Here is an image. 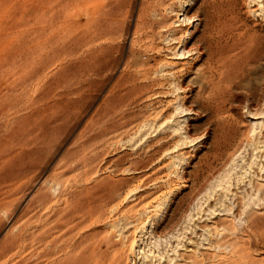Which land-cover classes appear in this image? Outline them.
Returning <instances> with one entry per match:
<instances>
[{
	"label": "rangeland",
	"instance_id": "1",
	"mask_svg": "<svg viewBox=\"0 0 264 264\" xmlns=\"http://www.w3.org/2000/svg\"><path fill=\"white\" fill-rule=\"evenodd\" d=\"M263 159L264 0H0V264H264Z\"/></svg>",
	"mask_w": 264,
	"mask_h": 264
},
{
	"label": "bare ground",
	"instance_id": "2",
	"mask_svg": "<svg viewBox=\"0 0 264 264\" xmlns=\"http://www.w3.org/2000/svg\"><path fill=\"white\" fill-rule=\"evenodd\" d=\"M155 1V0H154ZM158 4V3H157ZM122 8V7H121ZM124 9V8H123ZM153 9V8H152ZM142 11V10H141ZM144 11V10H143ZM153 13H154V11H153ZM152 13V14H153ZM156 13V12H155ZM142 14V13H141ZM140 14V15H141ZM158 14V13H157ZM145 15V14H144ZM143 15V16H144ZM210 15V14H209ZM218 15V14H217ZM204 16V15H203ZM226 16V15H225ZM145 17V16H144ZM233 17H234V15H233ZM221 18V17H220ZM223 18H225V17H223ZM211 19V18H210ZM214 19V18H213ZM219 19V18H218ZM152 20V19H151ZM227 20V19H226ZM145 21H147V20H145ZM203 21V20H202ZM204 23V22H203ZM211 26V25H210ZM216 27V26H215ZM205 28V27H204ZM220 28V27H219ZM213 29V28H212ZM218 29V28H217ZM144 31V30H143ZM212 31V30H211ZM137 32V31H136ZM217 32V31H216ZM137 33H141V32H137ZM159 33V32H158ZM207 34H210V32H208ZM143 35H145V34H143ZM160 35V34H159ZM211 35V34H210ZM210 35H208V36H210ZM217 35V34H216ZM107 36V35H106ZM154 36H155V34H154ZM202 37H203V41H204V43L207 45H205L206 47H204V48H206V52H207V61L209 62V63H212V61L215 59V60H217L215 57H217V56H224V55H226V56H228V55H230L231 56V54H230V49H225V48H214L213 46H212V44H210V41L208 42V40H210V39H207L206 40V36H203V35H201ZM213 36V35H212ZM229 37V36H228ZM109 38V37H108ZM155 38V37H154ZM234 38V37H233ZM110 39V38H109ZM235 39V38H234ZM222 40V39H221ZM241 40V39H240ZM153 41V40H152ZM211 42H212V40H211ZM198 43V42H197ZM208 43V44H207ZM219 44H220V42H219ZM245 44H248V39L247 40H243V41H239L238 40V42H234L233 44H232V47H234V46H238V47H240L241 48V46H245ZM148 46V45H147ZM202 46H203V44H202ZM248 46V45H247ZM197 47V46H196ZM199 47V46H198ZM149 48V47H148ZM177 48H178V46H177ZM160 49V48H159ZM181 49H182V47H181ZM245 50V49H244ZM152 51V50H151ZM184 51V50H183ZM191 51V50H190ZM189 51V52H190ZM175 52H177V51H175ZM185 52V51H184ZM186 52H188V51H186ZM203 52V51H202ZM201 53V52H200ZM204 53V52H203ZM180 54V53H179ZM183 54V53H182ZM187 54V53H186ZM190 54V53H189ZM226 56H225V58H226ZM204 57V58H205ZM229 57V56H228ZM239 62L235 65V69H234V71L235 70H237V69H240V70H242L243 72L244 71H246L247 73H248V66L250 65L249 64V62H248V48H247V50H245V51H243V53L242 54H239ZM230 58V57H229ZM198 59V58H197ZM88 60V59H87ZM86 60V61H87ZM222 60V61H221ZM228 60V59H227ZM204 61H206V60H204ZM229 61H232L231 60V58L229 59ZM215 62V61H214ZM220 62H224V60H223V58L222 59H220ZM228 62V61H227ZM226 63V62H225ZM229 63V62H228ZM97 64V63H96ZM214 64V63H213ZM212 64V65H213ZM215 64H219V63H215ZM232 64V63H231ZM223 65V64H222ZM225 65V64H224ZM227 65V64H226ZM206 66V65H205ZM231 66V65H230ZM156 67V66H155ZM161 67V66H160ZM216 67H217V65H216ZM215 67V68H216ZM222 67V66H221ZM232 67V66H231ZM162 68V67H161ZM213 67H211V68H208L207 70H201L200 71V78H202V79H208L209 80V82L210 83H213V75H212V73H211V70L213 71V69H212ZM160 69V68H159ZM163 69V68H162ZM128 70V69H127ZM138 71V70H137ZM136 71V72H137ZM141 71V70H140ZM148 71V70H147ZM151 71V70H150ZM164 71V70H163ZM232 71V70H231ZM238 71V70H237ZM236 71V72H237ZM214 72H215V70H214ZM230 72V71H229ZM243 72H242V74H243ZM140 73V72H139ZM156 73V72H155ZM169 73V72H168ZM173 74H174V72H172ZM171 73V74H172ZM150 74H152V73H150ZM166 74V73H165ZM214 74V73H213ZM226 74V73H225ZM242 74H239L238 75V73H231L230 74V76L229 77H231V76H233L234 78H241L242 76ZM132 75H133V73H132ZM206 75H208L207 77H206ZM102 77V76H101ZM176 77V76H175ZM196 77V76H195ZM206 77V78H205ZM232 77V78H233ZM157 78H159L158 76H157ZM156 78V79H157ZM166 78V77H165ZM179 78V77H178ZM228 78V77H227ZM148 80V82H146V84H143V85H138V87L134 84L132 87H131V89L130 90H128V87H127V89L126 90H128L126 93H127V95H128V93H129V91H133V93H134V90H137L138 88H141V89H144L145 91L148 89V88H151V87H155V86H163V85H166V84H164L163 82H159V81H157V80ZM160 79V78H159ZM166 79H169L168 77L166 78ZM126 80V79H125ZM162 80V79H161ZM160 80V81H161ZM163 80L165 81V79H164V77H163ZM175 80H176V78H175ZM128 81H129V79H128ZM167 81H169V80H166V82L165 83H167L168 84V82ZM124 82V80L122 81V83ZM130 82H132V81H130ZM142 82V81H141ZM172 82V81H171ZM127 83V82H126ZM125 83V85H124V87L125 86H128V84H126ZM170 83V82H169ZM177 83V82H176ZM124 84V83H123ZM175 84V83H174ZM173 84V85H174ZM171 85V84H170ZM169 85V86H170ZM172 85V86H173ZM177 85H178V83H177ZM212 85V84H211ZM121 86H122V84H121ZM168 86V85H167ZM174 86H176V85H174ZM222 86V85H221ZM177 87V86H176ZM175 87V88H176ZM122 88V87H121ZM167 88V87H166ZM125 89V88H124ZM173 89V88H172ZM122 90H123V88H122ZM150 91V90H149ZM124 92V93H125ZM138 92V91H137ZM175 92V91H174ZM173 92V93H174ZM164 93V92H163ZM215 93V92H214ZM221 93V92H220ZM228 93V92H227ZM122 95V94H121ZM120 95V96H121ZM163 95V94H162ZM165 95V94H164ZM125 96V95H124ZM130 96V95H129ZM129 96H127V97H129ZM150 96V95H149ZM122 98V97H121ZM125 98V97H124ZM123 98V101H125L126 99H124ZM219 99V98H218ZM135 100V99H134ZM122 100H120V102H121ZM128 101H129V99H128ZM113 102V101H112ZM123 103V102H122ZM125 103V102H124ZM123 103V104H124ZM127 103V102H126ZM136 104V103H135ZM113 105V104H112ZM119 105H120V103H119ZM132 105V104H131ZM116 106V105H115ZM181 107V106H180ZM147 108V107H146ZM119 109V108H118ZM115 110V109H114ZM120 110V109H119ZM157 110V109H156ZM218 110V109H217ZM150 111V110H149ZM158 111V110H157ZM219 111V110H218ZM132 113V112H131ZM156 114H157V112H155ZM217 114V113H216ZM133 117H135V115L133 116ZM136 117H137V115H136ZM135 117V118H136ZM215 117V116H214ZM146 118V117H145ZM126 119V118H125ZM149 119V118H148ZM152 119V118H151ZM158 119V118H157ZM213 119V118H212ZM128 120V122H130L131 120H129V119H127ZM136 120H138V119H136ZM157 121V120H156ZM232 122V121H231ZM147 123H149V121H147ZM220 123V122H219ZM230 123V122H229ZM152 124V123H151ZM157 124V123H156ZM216 124V123H215ZM149 125V124H148ZM147 126V125H146ZM219 126V125H218ZM230 126V125H229ZM223 128V127H222ZM233 128V127H232ZM223 130V129H222ZM158 133V132H157ZM224 133V132H223ZM234 133H235V131H234ZM146 134V133H145ZM155 135V134H154ZM238 135V134H237ZM234 136V135H233ZM231 137V136H230ZM218 140H219V138H218ZM225 140V139H224ZM234 140V139H233ZM239 140V139H238ZM215 141V140H214ZM232 141V140H231ZM230 141V142H231ZM223 142V141H222ZM227 142V141H226ZM240 142V141H239ZM218 144V143H217ZM231 144V143H230ZM229 144V145H230ZM228 145V146H229ZM222 147V146H221ZM226 148V147H225ZM220 151V150H219ZM147 154V153H146ZM223 156V155H222ZM260 156V155H259ZM152 159V158H151ZM259 160H261V159H259ZM264 160V159H263ZM80 162V161H79ZM82 163H83V161H81ZM148 162V161H147ZM263 163V162H262ZM259 164H261V163H259ZM72 165V164H71ZM254 165V164H253ZM75 166V165H74ZM257 166V165H256ZM72 167V166H71ZM258 171V170H257ZM54 179V178H53ZM56 180V179H55ZM250 181H251V179H250ZM46 182H47V180H46ZM55 184V183H54ZM251 184V183H250ZM254 184V183H253ZM46 185V184H45ZM49 185H50V183H49ZM56 186V185H55ZM54 186V187H55ZM50 188L52 187V185L51 186H49ZM48 187V188H49ZM63 187V186H62ZM250 187V186H249ZM252 187V186H251ZM250 187V188H251ZM254 187V186H253ZM53 189V188H52ZM52 189H50V190H52ZM251 189H253V188H251ZM257 189V192L259 191V189H260V191H261V188H256ZM41 190V189H40ZM39 190V191H40ZM60 190V189H59ZM64 190V189H63ZM129 190V189H128ZM53 191V190H52ZM255 191V190H254ZM259 191V192H260ZM43 192V191H42ZM47 192V191H46ZM108 192H110V191H108ZM48 193H49V191H48ZM263 193V189H262V191H261V193L260 194H262ZM40 194V193H39ZM84 194V193H83ZM116 194V193H115ZM117 195V194H116ZM252 195H254V194H252ZM248 196V195H247ZM117 197V196H116ZM118 197H119V195H118ZM117 197V198H118ZM252 197V196H251ZM141 198V197H140ZM145 198V197H144ZM111 199V198H110ZM142 199V198H141ZM248 199L250 200V196L248 197ZM40 200V199H39ZM252 200V199H251ZM47 202V198H46V196L45 197H43L42 198V201L41 202ZM250 205V204H249ZM38 206V205H37ZM36 206V207H37ZM40 206H41V204H40ZM46 207V206H45ZM83 207V206H82ZM250 207V206H249ZM50 208V207H49ZM114 208V207H113ZM141 208H143V207H141ZM57 210V209H56ZM40 211V210H39ZM59 211V210H58ZM102 211V210H101ZM134 211V210H133ZM55 214V213H54ZM53 214V215H54ZM47 215V214H46ZM53 218V217H52ZM78 218V217H77ZM65 221V220H64ZM51 222V221H50ZM53 222V221H52ZM97 222V221H96ZM65 224H67V223H65ZM78 224V223H77ZM44 225V224H43ZM60 225V224H59ZM59 225H58V227H59ZM249 225V224H248ZM45 226V225H44ZM56 226V225H55ZM54 226V227H55ZM62 226H63V224H62ZM222 227V226H221ZM31 228V227H30ZM34 228H36V226L34 227ZM225 228V227H224ZM28 229V228H27ZM38 229V228H37ZM20 230V229H19ZM22 230V229H21ZM49 231V230H48ZM254 231V230H253ZM54 232H55V230H54ZM214 232V231H213ZM44 233H45V231H44ZM43 233V234H44ZM20 233H18V235H19ZM29 235H30V233H29ZM33 235V234H32ZM35 235H36V233H35ZM35 235H34V237H35ZM45 235V234H44ZM53 235V234H52ZM220 235V234H219ZM47 236V235H46ZM45 236V237H46ZM17 237V236H16ZM48 237H49V235H48ZM68 237V236H67ZM33 238V237H32ZM38 238V237H37ZM22 239V238H21ZM64 239V238H63ZM221 239V238H220ZM24 240V239H23ZM14 242V241H13ZM18 242V241H17ZM26 241H24V243H25ZM29 242V241H28ZM39 242V241H38ZM66 242V241H65ZM41 243H42V241H41ZM40 243V244H41ZM23 244V243H22ZM28 244V243H27ZM75 244V243H74ZM59 245V244H58ZM64 245V244H63ZM217 245V244H216ZM25 246V245H24ZM53 246H55V245H53ZM72 246V245H71ZM75 246V245H74ZM31 247V246H30ZM62 247V246H61ZM85 247V246H84ZM47 248H49V247H47ZM58 248V247H57ZM60 248V247H59ZM35 249V248H34ZM61 249V248H60ZM22 250H23V248H22ZM50 250H51V248H50ZM54 250V249H53ZM19 251V250H18ZM60 251V250H59ZM91 251V250H90ZM100 251V250H99ZM9 252V251H8ZM87 252V251H86ZM108 252V251H107ZM21 253V252H20ZM49 253V252H48ZM95 253V252H94ZM105 253V252H104ZM17 254V253H16ZM66 254V253H65ZM83 256V255H82ZM68 257V256H67ZM92 257V256H91ZM15 258V257H14ZM47 258V257H46ZM66 258V257H65ZM80 259V258H79ZM89 259V258H88ZM106 259V258H105ZM64 261V260H63ZM86 261V260H85ZM55 262V261H54ZM58 262V261H57ZM68 262V261H67ZM88 262V261H87ZM42 263V262H41ZM25 264V263H24ZM60 264V263H59ZM74 264V263H73ZM77 264V263H76Z\"/></svg>",
	"mask_w": 264,
	"mask_h": 264
}]
</instances>
